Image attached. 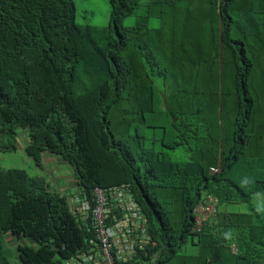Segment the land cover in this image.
Returning <instances> with one entry per match:
<instances>
[{
    "label": "trees",
    "instance_id": "trees-1",
    "mask_svg": "<svg viewBox=\"0 0 264 264\" xmlns=\"http://www.w3.org/2000/svg\"><path fill=\"white\" fill-rule=\"evenodd\" d=\"M110 5L109 26H96L76 22L74 0H0V153L27 128L25 154L66 161L91 206L0 168V264H14L6 234L32 241L16 247L23 264L95 258L96 188L108 226L124 216V189L146 217L150 239L132 234L135 252L116 264H264V201H253L264 194V0ZM138 11L142 24H123ZM208 195L215 213L196 230ZM237 203L248 211L225 208Z\"/></svg>",
    "mask_w": 264,
    "mask_h": 264
},
{
    "label": "rangeland",
    "instance_id": "rangeland-1",
    "mask_svg": "<svg viewBox=\"0 0 264 264\" xmlns=\"http://www.w3.org/2000/svg\"><path fill=\"white\" fill-rule=\"evenodd\" d=\"M76 4V22L81 25L90 24L96 26H109L110 24V14H111V5L110 0H74ZM143 16L141 11H138L137 14L129 15L124 19L123 24L126 26H134L138 24H142ZM157 21L155 18L149 19L150 26H156ZM19 143L18 149L16 152L12 153H0V168L7 169L9 167H19L25 168L31 175H40L50 182V184L55 188L57 186L65 185L68 188H72L73 182L71 181L70 176H73V169L69 166V164L60 163L59 167L54 164L53 160L48 162V156L51 159L56 158L55 156H51L49 154L44 155V167L38 166L32 158L28 157L25 152V142L24 135L27 138L26 133H28L27 128H21L19 130ZM183 153L180 149L176 150L173 153L174 159H179L183 156ZM59 186V187H60ZM69 188V189H70ZM71 190V189H70ZM264 201V194L256 195L253 201ZM224 206V204L219 205L220 209ZM225 208L230 211H248L247 203H237V204H226ZM31 244L32 241L22 238L15 239L11 237L9 234L3 237V247L4 251H8V249L12 250L13 253L17 252L18 244ZM5 251V252H6ZM14 264H21L17 261L19 260L18 255L15 257L10 256L9 258Z\"/></svg>",
    "mask_w": 264,
    "mask_h": 264
},
{
    "label": "built area",
    "instance_id": "built-area-1",
    "mask_svg": "<svg viewBox=\"0 0 264 264\" xmlns=\"http://www.w3.org/2000/svg\"><path fill=\"white\" fill-rule=\"evenodd\" d=\"M107 193L101 189H95L96 197V207L93 210V224L97 227L98 239L100 240V252L98 264H116L117 259L115 256L120 259L122 257L121 253L117 251L114 253V248L122 243L121 237L118 235V232L113 227H108L105 224V215L107 213V207L109 206V198ZM208 204H201L196 209L197 214V228L200 230L201 226L207 222L211 215L215 213V205L212 198L208 199ZM84 209H91L90 204L86 201L83 206ZM134 211H136L134 207ZM129 254H133L135 250L133 246H129L127 249ZM94 258L91 256L90 260ZM81 260L74 259L73 261L66 262L65 264H80Z\"/></svg>",
    "mask_w": 264,
    "mask_h": 264
},
{
    "label": "clouds",
    "instance_id": "clouds-1",
    "mask_svg": "<svg viewBox=\"0 0 264 264\" xmlns=\"http://www.w3.org/2000/svg\"><path fill=\"white\" fill-rule=\"evenodd\" d=\"M124 191L125 192L123 193L122 190H121L119 192V196H118L119 200H120V203H118V208H121L124 211V216L122 218H118V221L122 220V224H118V221H117L113 226H108L106 224V217L107 216L105 215V224H106V226L113 227L114 229H116L117 232H118V235L122 239V243H120L118 246H116L114 248V252L117 250V251H119L121 253L122 256L126 255V254L129 255L127 249L131 245L133 246V249L135 250V247L133 245L134 243H133L132 238H131L132 234H135L136 239L139 236L142 237L141 238L142 240H149L150 239V236H149V233H148L147 227H146L147 226L146 217L140 211L139 205L137 204V202L131 201L132 194H131L130 190L129 189H124ZM210 198H212L215 201H218L217 198L214 197L213 195H208L207 200L210 199ZM85 202L86 201L81 202L82 208H83ZM128 202H130V203H128ZM208 202H209V200H208ZM201 204H208V203H201ZM201 204H199V205H201ZM199 205H197V207ZM134 207H135L136 211H134ZM83 210L86 211V212L87 211L89 212L91 209L86 210V209L83 208ZM194 213L196 214V212H194ZM92 216H93V211H92ZM196 217H197V214H196ZM91 221H90L89 224L87 222L86 226L90 225L91 228L96 230V239L99 241V246H100V240L98 239V234H97V227L93 224V218L91 219ZM138 229H142V234H137V230ZM196 230H199L197 228V221H196ZM233 251L236 252V248H233ZM99 252H100V249H99ZM83 257L84 256L82 255L79 258H73V259L67 260V261L63 262V264H65L66 262L73 261L74 259L80 260Z\"/></svg>",
    "mask_w": 264,
    "mask_h": 264
},
{
    "label": "crops",
    "instance_id": "crops-1",
    "mask_svg": "<svg viewBox=\"0 0 264 264\" xmlns=\"http://www.w3.org/2000/svg\"><path fill=\"white\" fill-rule=\"evenodd\" d=\"M26 135H27V138H26V136L24 135V142H25V144L27 143V141H28V133H26ZM50 160H53L54 161V164L57 166V167H59V165H60V163H63V164H67V162L66 161H64V160H62L61 158H59V157H56V158H54V159H51V157L50 156H48V162H50ZM70 178H71V181L73 182V184L71 185L72 186V188H68L67 186H65V185H62V187L60 186H58V190H60V191H62V192H65V194L67 193V191H71L70 193H67V194H69L68 195V197H69V200L70 201H74L76 204L74 205L73 204V206H78V205H80V207H79V209H81V210H83V208H82V206H81V200H80V197L77 195V186H76V179H75V177H74V175L73 176H70ZM77 195V196H76ZM74 196L75 197H77V198H74ZM84 211V210H83ZM119 224H122V221H120V223ZM7 235V234H6ZM10 235V234H9ZM11 236V235H10ZM12 237V236H11ZM13 255L16 257L18 254H17V252H15V254L13 253ZM84 257L82 258V259H80L81 260V262H80V264H98V260H99V252L95 255V258L93 259V261L92 260H90V257H91V255H88V254H85V255H83ZM18 263H21V264H23L22 262H20V259L17 261ZM92 262V263H91Z\"/></svg>",
    "mask_w": 264,
    "mask_h": 264
},
{
    "label": "water",
    "instance_id": "water-1",
    "mask_svg": "<svg viewBox=\"0 0 264 264\" xmlns=\"http://www.w3.org/2000/svg\"><path fill=\"white\" fill-rule=\"evenodd\" d=\"M57 136L59 137V140L61 141V139H60V134H57Z\"/></svg>",
    "mask_w": 264,
    "mask_h": 264
}]
</instances>
